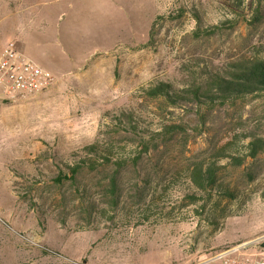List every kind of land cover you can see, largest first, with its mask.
Masks as SVG:
<instances>
[{
    "label": "rangeland",
    "instance_id": "rangeland-1",
    "mask_svg": "<svg viewBox=\"0 0 264 264\" xmlns=\"http://www.w3.org/2000/svg\"><path fill=\"white\" fill-rule=\"evenodd\" d=\"M0 10V32L31 17L0 33V53L13 38L56 78L40 97L0 103V264H192L264 235V151L247 156L264 140V92L199 103L189 90L215 93L218 77L264 58V0ZM162 83L175 101L150 94ZM200 163L217 165L205 192L191 181Z\"/></svg>",
    "mask_w": 264,
    "mask_h": 264
},
{
    "label": "built area",
    "instance_id": "built-area-1",
    "mask_svg": "<svg viewBox=\"0 0 264 264\" xmlns=\"http://www.w3.org/2000/svg\"><path fill=\"white\" fill-rule=\"evenodd\" d=\"M56 84L51 71L25 57L14 42L0 54V103L35 99ZM264 235L192 264H264Z\"/></svg>",
    "mask_w": 264,
    "mask_h": 264
},
{
    "label": "trees",
    "instance_id": "trees-1",
    "mask_svg": "<svg viewBox=\"0 0 264 264\" xmlns=\"http://www.w3.org/2000/svg\"><path fill=\"white\" fill-rule=\"evenodd\" d=\"M214 86L217 88L216 92L214 90L204 91L203 87H194L190 92L197 100V102H203V98L214 101L215 96L217 99H220L221 102H228L229 100L241 99L249 95H256L264 92V58L255 59L249 63L238 65L235 71L229 77H218L215 80ZM173 87L169 84L162 83L154 89L150 90V94L156 98L166 97L171 100H176V95L172 94ZM212 93V94H211ZM100 142L91 145L87 149L91 151V154H98ZM248 157L257 158L258 155L264 151V140L256 139L252 141L248 146ZM104 165L110 163L111 159L104 156L102 159ZM233 160L236 165H242L244 159H239L233 157ZM89 162V163H88ZM91 164L92 168H95V164L90 161L82 163V165ZM94 164V165H93ZM121 167L122 163L117 164ZM191 174L192 183L200 191H207L208 188H212L217 183V165L212 163L210 165H205L203 163L195 165ZM81 169V166L77 167ZM77 174V169L74 170ZM68 179V176L63 175L59 177V180L62 181ZM113 184L116 185V180H113Z\"/></svg>",
    "mask_w": 264,
    "mask_h": 264
},
{
    "label": "crops",
    "instance_id": "crops-1",
    "mask_svg": "<svg viewBox=\"0 0 264 264\" xmlns=\"http://www.w3.org/2000/svg\"><path fill=\"white\" fill-rule=\"evenodd\" d=\"M2 10V9H1ZM1 10H0V12H1ZM28 18H31V17H26V18H24V17H21V18H19V19H17L16 21L18 22V26L17 27H15V26H13V25H11V26H8L7 28H5L4 29V31H1L0 33L2 34L3 33V35H5V37H10L11 35H13L12 34V32H14L15 30H16V28H18V27H22V26H24L23 24H24V22L26 21V19H28ZM29 27H23L22 28V30H21V32L19 33V35L18 36H21V33H22V31L23 30H27ZM26 33V32H25ZM1 34H0V36H1ZM4 37V38H5ZM10 42H14L15 44H16V46H17V43H16V41L12 38V40H8V42L6 43V44H8V43H10ZM26 42V34L23 36V38H22V48L24 49H27L28 47H30L31 48V46L29 45V43H25ZM17 49H18V46H17ZM19 50V49H18ZM3 51V50H2ZM1 51V52H2ZM20 51V50H19ZM21 52V51H20ZM22 53V52H21ZM1 54V53H0ZM23 54V53H22ZM67 54H68V52H67ZM24 55V54H23ZM69 55V54H68ZM25 56V55H24ZM26 57V56H25Z\"/></svg>",
    "mask_w": 264,
    "mask_h": 264
},
{
    "label": "water",
    "instance_id": "water-1",
    "mask_svg": "<svg viewBox=\"0 0 264 264\" xmlns=\"http://www.w3.org/2000/svg\"><path fill=\"white\" fill-rule=\"evenodd\" d=\"M262 246H263V248H264V244H263Z\"/></svg>",
    "mask_w": 264,
    "mask_h": 264
}]
</instances>
